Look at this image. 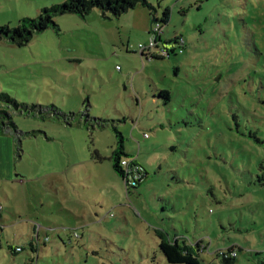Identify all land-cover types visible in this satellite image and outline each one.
<instances>
[{"label": "rangeland", "instance_id": "1", "mask_svg": "<svg viewBox=\"0 0 264 264\" xmlns=\"http://www.w3.org/2000/svg\"><path fill=\"white\" fill-rule=\"evenodd\" d=\"M64 1L0 0V26ZM148 2L0 42V94L27 105L0 104L17 126L0 130V264H170L157 230L206 246L200 264L231 246L264 264V0ZM167 8L158 49L185 42L145 59ZM116 130L147 172L136 188L113 169Z\"/></svg>", "mask_w": 264, "mask_h": 264}, {"label": "trees", "instance_id": "2", "mask_svg": "<svg viewBox=\"0 0 264 264\" xmlns=\"http://www.w3.org/2000/svg\"><path fill=\"white\" fill-rule=\"evenodd\" d=\"M139 6L155 9L154 6L148 2V0H66L61 4L44 8L36 18H22L16 27L0 26V42L6 40L16 46H24L31 41L35 34L45 31L49 28H59L55 20V18L59 15L74 13L84 17L93 10L98 9L104 16L110 14L114 17H119L123 13ZM170 17L171 12L168 8L163 11L161 17L154 13L152 14L153 24L159 25V42L162 40L164 27L166 24H168ZM181 42L184 44V36L180 35V37H178L176 35L172 40L166 41L162 48L158 49L159 46H157L155 48L158 49L157 53H141V56L145 59H156L164 58V55L167 54L170 57V53L173 50L168 47L170 46L169 44ZM177 70H179V67ZM161 97L170 99L171 91L162 90ZM7 102L11 103L18 109L22 108L23 105L27 106L24 103L17 102V100L13 99L8 94L1 93L0 104ZM9 125L15 129L17 128L15 122L13 121V115L10 114L9 107H7V109L0 108V130L3 131L9 129ZM116 138L117 144L110 156L113 169L125 182L135 183L138 184L137 186H139L146 179L145 175H147V172L144 176H142L143 174L140 171V166L137 163L136 158L130 156L126 152L125 137L123 136V133L116 130ZM95 153L97 155L95 156V159L101 161L99 152L96 151ZM124 159L129 160L128 165L122 164ZM138 176H142V180L139 182ZM137 186L133 187L136 188ZM156 234L160 239L159 249L170 264H200L201 253L205 252L204 249L207 248L206 246H204L205 248L203 249L201 244L188 242V238L186 236H179L178 234L171 236L164 230H157ZM181 237L183 241L182 245L179 242ZM237 248L238 250H242V248L239 246H237ZM14 253H17V251H14ZM218 256H220L219 264H236L238 252L235 251V246H231L227 253L223 251L219 253Z\"/></svg>", "mask_w": 264, "mask_h": 264}, {"label": "built area", "instance_id": "3", "mask_svg": "<svg viewBox=\"0 0 264 264\" xmlns=\"http://www.w3.org/2000/svg\"><path fill=\"white\" fill-rule=\"evenodd\" d=\"M160 34V29H159V25H155L151 28L150 31V39L148 41V43H138V49L140 50L141 53H146L148 51H151L153 49H155L157 46H159V39L158 36ZM145 137H148V134H145ZM123 165H128L129 164V160L128 159H124V161H122ZM128 187H132L135 186V183H127ZM41 225L37 224L36 225V236L38 238V233L41 230ZM76 235V234H75ZM48 240V239H47ZM23 249L21 247H16V251L17 252H21Z\"/></svg>", "mask_w": 264, "mask_h": 264}, {"label": "crops", "instance_id": "4", "mask_svg": "<svg viewBox=\"0 0 264 264\" xmlns=\"http://www.w3.org/2000/svg\"><path fill=\"white\" fill-rule=\"evenodd\" d=\"M36 224H37V223H35L34 225H36ZM34 231H35V232H34L35 237H33V239H37V240H38V239H39V236H40V231H41V230H40L39 233H38V238H37V236H36V234H35V233H36L35 228H34Z\"/></svg>", "mask_w": 264, "mask_h": 264}]
</instances>
